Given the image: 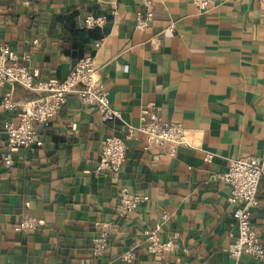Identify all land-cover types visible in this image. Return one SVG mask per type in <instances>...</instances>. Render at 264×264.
I'll use <instances>...</instances> for the list:
<instances>
[{"label": "crops", "instance_id": "1", "mask_svg": "<svg viewBox=\"0 0 264 264\" xmlns=\"http://www.w3.org/2000/svg\"><path fill=\"white\" fill-rule=\"evenodd\" d=\"M152 9L139 30L140 0H0V42L19 52L20 64L52 81L94 55L120 113L105 121L70 94L49 124H37L44 144L17 147L8 162L5 124L17 118L5 95L22 102L43 93L0 87V264H264L225 250L237 230L231 187L220 178L232 159L264 146V0H212L206 11L193 0H152ZM88 16L106 20L90 27ZM148 107L185 125L186 144L174 156L145 149L146 136L131 131ZM108 135L127 143L118 179L98 171ZM123 185L142 196L129 217L121 214ZM258 199L252 224L264 243V180ZM26 217L40 226L16 230ZM146 230L173 247L150 252ZM131 248L129 263L122 254Z\"/></svg>", "mask_w": 264, "mask_h": 264}, {"label": "built area", "instance_id": "2", "mask_svg": "<svg viewBox=\"0 0 264 264\" xmlns=\"http://www.w3.org/2000/svg\"><path fill=\"white\" fill-rule=\"evenodd\" d=\"M145 10L136 14L135 27L146 30L154 12L152 0H140ZM199 10L206 11L212 0H193ZM87 26H96L105 22L104 16H88L85 19ZM18 53L8 43L0 42V87L9 84H20L25 88L43 93L42 97L31 101L16 102L11 93L5 95L2 103L7 110L15 111L17 121L10 120L5 124L8 137V154L6 160L11 162V151L17 147H30L44 144L39 125L49 124L59 113L67 100L68 95L77 94L84 104L97 107L103 120L120 118L118 110L111 105L109 89L105 87L98 75V66L94 55L82 58L75 68L63 79L39 80L29 66L20 64ZM29 60V55L24 53ZM141 125L129 126L131 131H140L146 136L145 149L151 145L167 149L170 156H174L177 147L186 144L185 125L177 121H165L152 108L142 110ZM127 153L126 140L117 135H108L103 139L98 171L118 179L122 172ZM213 156L208 153V158ZM227 172L220 178L231 187L229 201L234 204L233 227L237 232L235 241L226 247V251L235 258L243 254H250L264 261V243L258 236L252 224L253 210L258 207V191L261 181L264 180V146L260 155H250L232 159ZM119 202L121 214L129 217L142 202V196L135 193L129 186L123 185L120 189ZM167 215H164L166 218ZM41 222L37 217H26L20 222L16 230H36ZM99 224V223H98ZM149 243V251L159 253L173 247L172 240L161 239L158 230L144 231ZM107 233L95 241L97 251L106 242ZM122 258L129 263L136 260V251L131 248L122 254Z\"/></svg>", "mask_w": 264, "mask_h": 264}, {"label": "trees", "instance_id": "3", "mask_svg": "<svg viewBox=\"0 0 264 264\" xmlns=\"http://www.w3.org/2000/svg\"><path fill=\"white\" fill-rule=\"evenodd\" d=\"M100 36L99 37H102V35L101 34H99Z\"/></svg>", "mask_w": 264, "mask_h": 264}]
</instances>
